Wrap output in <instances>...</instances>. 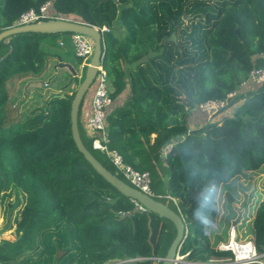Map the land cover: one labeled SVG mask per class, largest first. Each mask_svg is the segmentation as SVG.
<instances>
[{"label":"trees","instance_id":"16d2710c","mask_svg":"<svg viewBox=\"0 0 264 264\" xmlns=\"http://www.w3.org/2000/svg\"><path fill=\"white\" fill-rule=\"evenodd\" d=\"M46 2L49 16L107 29L101 31V64L112 99L108 147L135 170L148 172L151 189L162 196L157 200L183 219L186 236L179 254L193 264L232 257L230 250L212 246L210 229L221 187L238 176L249 179L247 172L264 163V83L246 85L229 102L235 117L211 123L196 106L224 98L252 68L264 70V0H0V32ZM172 33L175 41L163 45ZM52 36L18 34L0 42V126L7 83L46 71L45 48H60ZM70 78L64 88L74 82L78 87L84 74ZM76 89L23 118L16 132L0 131V206L7 208L0 233L14 226L16 235L0 242V264H161L154 259L166 255L175 227L151 211H139L78 152L69 119ZM93 89L80 108L90 103ZM78 128L91 155L123 181L82 133L79 114ZM233 128L237 135L228 139ZM252 229L259 256L264 200Z\"/></svg>","mask_w":264,"mask_h":264},{"label":"rangeland","instance_id":"374dc122","mask_svg":"<svg viewBox=\"0 0 264 264\" xmlns=\"http://www.w3.org/2000/svg\"><path fill=\"white\" fill-rule=\"evenodd\" d=\"M52 37L57 40L58 44L62 42L63 46L59 45L60 48L54 49L45 48L49 55L46 71L39 77L28 76L29 78L27 80L17 82V79H15L7 83L6 87L8 88V93H10V98L5 107L6 113L3 122H1L0 131L8 134L16 132L20 128L23 118L37 112L44 103L47 104L53 101L56 95H52V92L69 95L73 89L77 88L75 82L71 83L68 88H64L73 75L66 68L55 66L59 56H68L67 53H69L70 56H68L67 60L70 61L75 70L76 77H81L82 74L85 73V70L76 62L74 50L69 39L71 35L55 34V36ZM45 83L47 86H44ZM48 85H50L49 88H47ZM12 86L16 88L13 89ZM57 90L60 92H57ZM240 103L241 101L236 105ZM233 106L229 110L222 111L220 114L211 117V123L224 119L225 117H235V109L233 110ZM200 121L202 122V120H199V124H195L194 127L199 126L201 124ZM192 127L191 125L188 131H190ZM80 129L82 133L88 136L83 130L82 124H80ZM236 133L235 128L228 129L226 136H228V139H235ZM247 175L249 179H243L238 176L228 184L223 185L217 200L219 210L216 218L217 223L215 222L210 229V234L212 236L211 244L216 246V249L224 248L231 242L232 237V239L241 246L250 244L253 254L257 257L258 255L255 253L252 241L250 240L251 226L249 221L254 212V206L264 200V163L256 170L247 172ZM120 177L129 185L122 176ZM6 210L7 208H5V206H0V231L5 225ZM241 219H244L242 223L240 221ZM232 225L235 226L234 233L230 231ZM14 228L13 226L11 230L0 233V242L4 240H15L16 235ZM221 244H223L224 247H222Z\"/></svg>","mask_w":264,"mask_h":264},{"label":"built area","instance_id":"2783aa9c","mask_svg":"<svg viewBox=\"0 0 264 264\" xmlns=\"http://www.w3.org/2000/svg\"><path fill=\"white\" fill-rule=\"evenodd\" d=\"M50 7V2H46L41 5L37 10L29 9L22 13L15 21L14 26H22L33 23H39L42 21H47L50 19H56V17L49 16L47 11ZM101 31H107L104 27ZM100 31V32H101ZM71 45L74 50V55L76 58L81 60V68H86L89 64L92 52H93V43L90 38L80 35V34H72L71 35ZM63 44L60 43V46ZM102 63V62H101ZM99 64L97 67V72L95 78L93 80L92 86L93 94L90 99V112L89 116L86 120V133L89 138H91V146L94 150L100 151L105 154L114 169L129 183L132 189L142 193L145 196L153 198L157 200L158 198H162L161 195L156 194L151 189V177L148 172L137 171L132 168L130 165L126 164L121 155L113 150L109 149V138L106 128V119H107V109L112 105V99L110 96V84L107 77L106 71L103 69L102 64ZM264 83V70L259 68H252L249 73L247 80L242 82L239 87L233 91H230L226 94V96L222 99H214L207 100L199 103L196 106V110L205 114L207 116V121L209 122L211 117L220 114L222 111L229 110L232 106L229 102L235 98H237L241 93L243 88L246 85L259 86ZM47 86V84H44ZM234 107V106H233ZM185 112L188 113L189 109L187 107L184 108ZM173 143L167 144L163 148V155L166 156L172 149ZM125 183V182H124ZM167 197V196H165ZM169 198V197H167ZM135 206L139 211H146L144 207H142L137 202L133 201ZM235 226L232 225L230 227V231L234 233ZM232 239V237H231ZM230 242L227 247L219 248L220 250H230L233 256L226 257H213L209 259L206 263L201 264H264V251L261 255L255 257V254L252 252V246L249 250L247 256H239L233 248L230 246ZM241 246V245H240ZM246 246V245H245ZM243 247V246H242ZM186 255L178 254V260L176 264H186L185 261ZM249 261V262H248ZM133 260H125V261H117V262H109L106 264H131ZM192 264V263H187Z\"/></svg>","mask_w":264,"mask_h":264},{"label":"water","instance_id":"95a60500","mask_svg":"<svg viewBox=\"0 0 264 264\" xmlns=\"http://www.w3.org/2000/svg\"><path fill=\"white\" fill-rule=\"evenodd\" d=\"M27 33H40V34H80L86 36L91 39L93 43V52L89 61L88 66L85 68L84 78L80 85L77 87L73 99L70 104V131L71 138L75 144L76 149L79 153L82 154L84 159L91 165L94 171L101 176L107 183L113 186L118 192H120L125 197L131 199L132 201L137 202L146 210L151 211L160 217H163L170 221L175 227L176 233L175 237L172 240L166 255L162 259H154L156 261H160L161 264H176L178 257L177 255L180 252L182 247V243L186 236L185 224L183 219L179 214L170 209L164 203L150 198L148 196L143 195L142 193L132 189L126 183L121 181L115 174L111 173L107 170L103 165H101L86 149L84 146L79 128H78V114L80 105L91 87L93 80L95 78L97 67L102 62L105 53H104V43L102 38V33L93 26L69 21L64 19H50L47 21H42L39 23H33L22 26H13L11 28L3 29L0 32V42L4 39L18 35V34H27ZM238 34V30H236ZM168 41H175L174 33L171 34L170 37L162 40V44L164 45ZM59 68H66L70 73H72L73 77H76L75 70L68 64L58 63ZM56 98H64L63 96H56ZM61 252L58 253L57 257H60Z\"/></svg>","mask_w":264,"mask_h":264},{"label":"crops","instance_id":"0c3cea01","mask_svg":"<svg viewBox=\"0 0 264 264\" xmlns=\"http://www.w3.org/2000/svg\"><path fill=\"white\" fill-rule=\"evenodd\" d=\"M71 38V37H70ZM69 38V39H70ZM71 40V39H70ZM71 42V41H70ZM60 43H62V42H60ZM60 43H59V45H60ZM63 44V43H62ZM63 46V45H62ZM67 58H68V56H66V55H64L63 57H61V56H59L58 58H57V63H56V67H58L57 66V64L58 63H63V64H68V65H70L71 67H72V65H71V63H70V61H68L67 60ZM81 67V66H80ZM73 68V67H72ZM29 77H25V78H22L21 80L20 79H17V82H21V81H23V80H27ZM13 81V80H12ZM29 83H31V82H29ZM46 84V83H45ZM49 86L50 85H48V87L47 88H49ZM12 88L14 89V88H16V87H14V86H12ZM7 90H8V88H7ZM57 92H60V91H58L57 90ZM52 95H56V96H63L62 94H59V93H53L52 92ZM56 96L53 98V99H55L56 98ZM8 98H10V93H8ZM9 100V99H8ZM89 112H90V103H89V99H88V101L87 102H84L83 104H82V106H81V108H80V112H79V121H80V124H82V127H83V130L86 132V120H87V118H88V116H89ZM222 188H223V186L221 187V189H220V191L222 190ZM219 194H220V192H219ZM260 203V202H259ZM258 203V204H259ZM257 204V205H258ZM257 205L256 206H254L255 208H254V212H253V214H252V216H251V218H250V221H249V223H250V226H251V233H250V240L252 241V239H253V234H254V232H253V229H252V220H253V217H254V213H255V210H256V207H257ZM240 214H241V212H240ZM239 214V215H240ZM241 221V223H242V221H244V219H241L240 220ZM217 223V222H216ZM210 239H211V242H212V236H211V234H210ZM213 246V245H212ZM214 248H217L216 246H213ZM219 249V248H218Z\"/></svg>","mask_w":264,"mask_h":264},{"label":"bare ground","instance_id":"6f19581e","mask_svg":"<svg viewBox=\"0 0 264 264\" xmlns=\"http://www.w3.org/2000/svg\"><path fill=\"white\" fill-rule=\"evenodd\" d=\"M231 248L234 249V251L239 255V256H247L249 253V250L251 248L250 244H247L246 246H240L238 243L235 242L234 239H231L230 242Z\"/></svg>","mask_w":264,"mask_h":264}]
</instances>
